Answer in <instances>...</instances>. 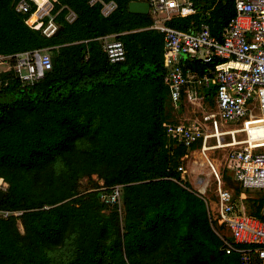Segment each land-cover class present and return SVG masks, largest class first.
Returning <instances> with one entry per match:
<instances>
[{
  "label": "trees",
  "instance_id": "16d2710c",
  "mask_svg": "<svg viewBox=\"0 0 264 264\" xmlns=\"http://www.w3.org/2000/svg\"><path fill=\"white\" fill-rule=\"evenodd\" d=\"M19 1L0 0V54L46 49L56 62L32 86L2 77L0 178L7 190L0 209L21 215L0 217V264H241L238 253H226L203 198L177 171L184 150L168 148L164 36L152 29L151 13L127 11L129 2L148 0H101L116 5L108 16L98 1L57 0L51 16L58 31L50 37L42 34L48 18L29 27L36 6L19 13ZM191 1L195 14L166 26L193 32L205 23L220 39L234 0ZM108 37L122 43L123 62L108 61ZM198 67L205 71L198 62L186 65ZM204 94L211 103L215 88ZM222 177L233 186L226 170ZM116 186L120 210L101 201ZM263 204L262 197L243 201L259 219Z\"/></svg>",
  "mask_w": 264,
  "mask_h": 264
},
{
  "label": "built area",
  "instance_id": "2783aa9c",
  "mask_svg": "<svg viewBox=\"0 0 264 264\" xmlns=\"http://www.w3.org/2000/svg\"><path fill=\"white\" fill-rule=\"evenodd\" d=\"M103 4L102 14L108 16L116 8L115 3L104 4L101 0H90ZM30 3L36 6L26 24L39 28L42 20L48 18L42 34L46 37L58 31L53 22L50 0H21L15 11L27 13ZM150 13L154 17L152 29L164 36L163 57L168 73L164 79L169 97L178 105L185 86L186 101L193 107H200L197 88H215L216 110L204 115L195 123L163 124L169 141L168 148L183 151L182 160L187 158L192 145L201 142V153L211 148H229L226 162L232 179L242 191L262 194L264 200V0H234L235 15L222 31L220 39L213 37L205 23L193 31H181L166 26L174 18H187L196 10L191 0H148ZM34 18V19H33ZM74 19L70 14L69 21ZM104 51L110 63L125 60V51L120 41L105 39ZM198 62L205 65L200 76L189 78L185 64ZM51 56L46 49L30 50L13 55L0 54V87L6 85L3 76L16 80L23 86H32L41 81L52 68ZM197 75V74H196ZM239 134L243 138H237ZM230 142H224L223 137ZM216 144L209 146L208 141ZM215 187L214 199L206 191H196L203 198L208 220L213 233L224 244L227 254L238 253L241 264H264V204L262 219L248 215L243 205V196L234 199L233 191L225 186L220 174L209 162ZM177 171L183 180L187 169L181 163ZM7 183L0 178V191L6 193ZM100 190L105 191L104 188ZM101 201L117 205L121 209V187L101 194ZM21 212L0 209V217L20 216Z\"/></svg>",
  "mask_w": 264,
  "mask_h": 264
},
{
  "label": "crops",
  "instance_id": "0c3cea01",
  "mask_svg": "<svg viewBox=\"0 0 264 264\" xmlns=\"http://www.w3.org/2000/svg\"><path fill=\"white\" fill-rule=\"evenodd\" d=\"M112 38L113 37H108L107 40H111ZM186 65H187V63L184 65L185 66L184 70L187 73V75H188L189 78H192L191 76H194V75L198 77V76H200L202 74V73H200V74L196 73V70L195 69L186 68ZM187 88L188 89H192L191 87H187ZM197 93H198V96L201 99V101H200V107L199 108H202L203 106H207V108H210V110H214V111L216 110V104H215L214 97H213V99H212V101L210 103L209 102L210 101L209 98L204 94L205 93V89L204 88H197ZM180 101H181V99H180ZM179 104H180V102H179ZM179 104L178 105H174L171 102V100H170V111H169L170 117H169V119L166 122L186 123L188 120H190V117L187 116V113L189 114V108L192 107V106L186 101L185 95H184V99L182 100V109L181 110L178 109ZM187 108H188V110L185 111ZM214 111H212V112H214ZM195 121L196 120H193L190 123H195ZM239 136H243V135L242 134H239ZM226 137L227 136L223 137V140L224 141L228 140V138H226ZM208 142L210 143L209 146H214L216 144V140L215 139H212V138ZM200 146H201V144H200ZM199 149H200V147L199 148L196 147L195 149H190L189 150V155H187V158L185 160H182L181 159L183 161V163L186 160L189 159V156L195 158L196 157L195 154H196V152H198ZM220 149H225V148H211L207 152H209V151H216V150H220ZM213 154L214 153L212 152L210 155H213ZM191 159L192 158H190L189 161ZM224 159H225V167H226L227 174L228 175L230 174V176L232 178V174H231L230 169L228 168V165H227V162H226V158L224 157ZM212 160L216 164L214 162H212V161H211V164H213L214 166H216L219 169L220 160L219 159H212ZM208 162H210V161L208 160ZM189 169H190V172H189V170L187 168V175L185 176V180L188 181V183L191 185L192 189H194L195 191H206V192H209V189L208 188H209V185H210V180L212 179V175L210 176L207 173L205 164L202 163L201 161L196 160V158H195L193 160L192 166ZM217 172L219 173V170ZM220 176H221L224 184H226L225 181H224V179H223V177H222L223 176V172H222V175L220 174ZM213 180H214V177H213ZM236 184H237V186L240 189V191H239V198H241V195L243 196V198H241V200H243V201L246 200V199H256L257 200V199H259V198L262 197V194L260 195V193L259 194H254L253 193L254 196L252 197L250 195L251 192H245L244 193L242 191L241 187L239 186V184L238 183H236ZM209 197H210V195H209ZM210 199L212 200L211 197H210Z\"/></svg>",
  "mask_w": 264,
  "mask_h": 264
},
{
  "label": "rangeland",
  "instance_id": "374dc122",
  "mask_svg": "<svg viewBox=\"0 0 264 264\" xmlns=\"http://www.w3.org/2000/svg\"><path fill=\"white\" fill-rule=\"evenodd\" d=\"M196 69V73H198V74H200L201 73V68H195ZM188 110V108L185 110V111H187ZM212 111H214V110H210V108H207V106H203L202 108H192V107H190L189 108V114L187 113V116H189L190 117V120H188L186 123H188V122H191V121H193V120H201L202 119V117L204 116V115H207V114H210ZM226 138H228V140H226V141H224V142H230V140H229V137H226ZM237 138H243V136H239L238 135V137ZM212 141V140H211ZM213 142V141H212ZM210 143L208 142V145H209ZM201 147V146H200ZM230 151V149L229 148H225V149H220V150H216V151H209V152H206V157L207 158H205V156L201 153V148L198 150V152H196V154H195V158H196V160H198V161H201L202 163H204L205 164V166H206V170H207V173L211 176L212 175V171H211V167H210V165H209V162H208V160L210 161V163H211V161L212 162H214L212 159H219L220 160V164H219V169L216 167V166H214L213 164H212V166L214 167V169L216 170V171H218L219 170V174H221L222 175V172L224 171V170H226V167H225V159H224V157L226 158V155L228 154V152ZM213 152L214 154L213 155H210L211 153ZM210 153V154H209ZM188 155H189V152H188ZM190 158H192L190 161H189V159ZM194 157H191V156H189V159L188 160H186L184 163H183V165L185 166V168L187 169L188 168V170H189V172H190V167L192 166V163H193V160L195 159H193ZM215 163V162H214ZM216 164V163H215ZM218 164V163H217ZM229 172V171H228ZM190 174V173H189ZM229 176H230V174H229ZM231 177V176H230ZM232 179V178H231ZM232 182L234 183V185L233 186H229V185H227V184H225V186L226 187H228L231 191H234V187L235 186H237V184H236V182L232 179ZM214 187H215V183H214V180H213V175H212V179L210 180V185H209V192H207V195L209 196V195H211V196H213L212 194V192H213V190H214ZM259 194V193H256V192H252V193H250V195L253 197L254 196V194ZM261 195V194H260Z\"/></svg>",
  "mask_w": 264,
  "mask_h": 264
},
{
  "label": "water",
  "instance_id": "95a60500",
  "mask_svg": "<svg viewBox=\"0 0 264 264\" xmlns=\"http://www.w3.org/2000/svg\"><path fill=\"white\" fill-rule=\"evenodd\" d=\"M54 7L59 8L61 5L57 0H50ZM127 11L130 14H140V15H148L150 14L149 4L148 2L141 1H131L127 5ZM55 58L51 57L52 65H55ZM5 197V192L0 191V203L3 202Z\"/></svg>",
  "mask_w": 264,
  "mask_h": 264
}]
</instances>
